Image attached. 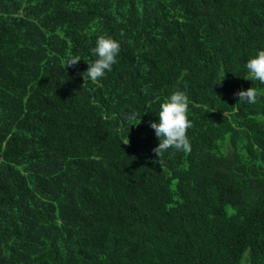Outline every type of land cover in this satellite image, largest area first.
<instances>
[{
    "label": "trees",
    "instance_id": "16d2710c",
    "mask_svg": "<svg viewBox=\"0 0 264 264\" xmlns=\"http://www.w3.org/2000/svg\"><path fill=\"white\" fill-rule=\"evenodd\" d=\"M258 50L264 0H0V264H264ZM176 90L191 151L154 163Z\"/></svg>",
    "mask_w": 264,
    "mask_h": 264
},
{
    "label": "clouds",
    "instance_id": "9594fccd",
    "mask_svg": "<svg viewBox=\"0 0 264 264\" xmlns=\"http://www.w3.org/2000/svg\"><path fill=\"white\" fill-rule=\"evenodd\" d=\"M119 51L120 43L113 37L109 35L98 36L95 47L91 49V54L97 58L87 63V70L80 75L85 81L89 79L92 82L98 81L106 72H110L112 66L117 63L116 57ZM80 60L79 56L69 58L65 68L76 66ZM246 68L249 73V77L245 78L246 80H257L264 84V50H258L254 56L249 58ZM235 95L239 97L240 101L255 104L259 91L254 87H249L247 90L238 91ZM189 103L186 93L176 90L165 102L160 104L159 122H150V127L155 131V135L159 139L158 146L152 149L158 157V160L154 161V163L158 162L160 164L163 153L170 148L176 151H191L190 140L186 135L187 130L192 127V123L187 116ZM128 119H135V114L129 116Z\"/></svg>",
    "mask_w": 264,
    "mask_h": 264
}]
</instances>
